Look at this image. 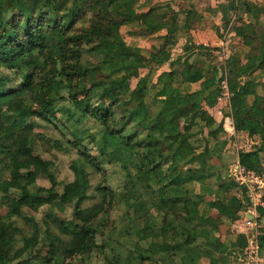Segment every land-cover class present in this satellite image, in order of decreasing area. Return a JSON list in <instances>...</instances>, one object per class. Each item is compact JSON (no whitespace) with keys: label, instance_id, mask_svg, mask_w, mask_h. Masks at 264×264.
<instances>
[{"label":"trees","instance_id":"1","mask_svg":"<svg viewBox=\"0 0 264 264\" xmlns=\"http://www.w3.org/2000/svg\"><path fill=\"white\" fill-rule=\"evenodd\" d=\"M140 1L0 0V193L8 209L0 214V264H75L68 258L84 262L94 251L107 264H188L195 257L224 263L216 233L223 218L232 221L243 204H227L224 196L222 217L204 216L197 186L240 188L247 200L248 189L234 170L213 163L216 152L207 140L201 148L191 141L183 119L189 126L203 121L219 138L223 124L214 127L205 107L221 104L223 118L232 115L238 133L259 138H254L258 146L253 140L244 144L240 166L264 172V117L252 113L264 114V95L250 104L247 85L230 82L264 66V0H220L223 32L234 45L233 24L240 21L239 38L247 48L228 62L230 101L220 99L226 71L218 60L220 47L190 40L176 58L170 51L180 27L189 28L197 12L184 6L176 11L168 3L142 11ZM126 25L134 27L125 33ZM162 30L167 33L148 55L125 35L147 37ZM200 51L217 54L213 68ZM164 63L168 68L157 76L161 87L153 92L152 74ZM203 79L207 83L200 89L183 88ZM152 94L161 105L156 112L147 101ZM90 119L95 124L89 125ZM36 126L44 132L35 133ZM39 139L76 153L69 164L72 180L53 196L55 162L26 152L35 150ZM40 178L51 188L39 185ZM55 204L70 205L71 216L50 212L48 220L36 218L41 207ZM113 210L121 211L122 224L104 231L100 215ZM258 212L262 221L264 207ZM16 218L33 225L34 232L25 234Z\"/></svg>","mask_w":264,"mask_h":264},{"label":"crops","instance_id":"2","mask_svg":"<svg viewBox=\"0 0 264 264\" xmlns=\"http://www.w3.org/2000/svg\"><path fill=\"white\" fill-rule=\"evenodd\" d=\"M254 1L262 2L261 0ZM159 3L171 4V7L176 11L184 6V8H192L197 12V16L191 21L192 25L189 28L184 26L180 27V29L174 36L175 43L169 46L173 58H176L178 55L184 53V46L190 40L198 45L203 44L207 46H216L217 42L221 40L220 34L221 32L224 33V20L223 14L220 9V0H141L138 4V9L145 11L148 10L151 6ZM186 14L187 12L185 11L182 14V19L185 18ZM245 20L248 21L247 17H245ZM133 27V25H126L122 30L126 33V31H131ZM166 33V30H162L159 33L147 37H137L131 36L129 34L125 35L129 44H131L132 46L140 47L144 54L148 55L152 49H154L159 43H161V41L163 40V36ZM232 34H234V32H232ZM167 68L168 64L164 63L158 66L157 69L153 72L151 77V81H153V92H156L161 87V84L157 83L158 74L161 70ZM211 72L213 71L211 70ZM230 82H239L242 85L246 84L249 92L248 101L250 104H252L257 96L264 95V66L252 72L250 75L242 77L241 80H236L234 77H232L230 78ZM206 83L207 81L203 79L202 81H199L197 83H184L182 85L183 88L189 91H195L205 86ZM152 97L153 94L149 98H147V101L149 102L151 100V103L149 102V106H151L153 112H156L161 108V105L159 103H155L151 99ZM223 103L225 104V102ZM226 106L229 108V112V110H231L230 103L226 104ZM220 107L221 104L219 103H216V105L213 107H205L207 109L206 117L210 120H215L214 127H217L221 123L223 124L224 133H221L219 138H213L211 133H209L208 128L205 126V123L201 120H197L194 125L189 126V121L187 118H185L183 119V126L185 129H189L190 132L193 133L191 141L198 147L201 148L202 146L206 145L208 141V145L210 146V148H212V150L216 152L212 160L214 164L218 165L222 171H225V168L228 167L230 168V171L233 172V170L237 168V166H240L239 152L243 149L244 144L249 140H253L252 144L258 146L259 142L255 139L259 138H250L246 133H238L235 129L234 119L232 115L227 114L223 118L222 112H220ZM252 113L257 119H262L264 117V114L260 111L253 110ZM226 139L228 140V142H225ZM262 160L264 167V153L262 154ZM254 172L260 175H264V172ZM197 192L200 193V209L201 213L204 216H212L214 218L222 217V208L220 206V202L221 198L224 196L228 198L227 204H234L236 206L243 204V208L239 210L237 216L232 221L228 220L227 218H223L225 222H223L224 224L222 225L221 229L216 233L221 237L222 244L224 245L225 249V252H223L222 254L224 263L221 264H243L246 249L248 248V244L251 240V235L237 230L233 223L236 220L243 219L245 215H248L247 209L250 199L247 200V198H245L240 188L233 187L225 191L220 187V185L217 184L213 186L198 185ZM259 231L260 236L258 240L260 244V264H264V237L262 238L263 228H260ZM189 263L210 264L209 259L205 257H195L194 261L191 262V260H189L188 264Z\"/></svg>","mask_w":264,"mask_h":264},{"label":"rangeland","instance_id":"3","mask_svg":"<svg viewBox=\"0 0 264 264\" xmlns=\"http://www.w3.org/2000/svg\"><path fill=\"white\" fill-rule=\"evenodd\" d=\"M235 28L237 29V32L235 30ZM242 30H244L243 25L240 23V21H236L233 24V31L235 32V34L232 36V40L235 39V44L232 45V43H230V37L228 36V33H224V38L222 37L223 40L227 41V45L230 47L228 49L220 47L221 51H220V55L218 56V60L221 61L222 63L226 64V69L227 72H229V60L231 55L237 53L240 55H244L247 52V48H245L242 45V41L239 38L240 37V33L242 32ZM226 45V44H225ZM224 45V46H225ZM234 46V47H233ZM200 55L205 56L206 59L211 60V62L208 64L210 66V68H213L214 65L217 62V57L215 55L214 52H202L200 51ZM15 65V64H14ZM151 103V100L149 101ZM18 105L19 107L24 110L26 109L27 103L22 100L19 99L18 100ZM38 105H36L33 110L37 109ZM62 112H58V115H61ZM40 122V121H39ZM89 125H93L95 124V122L93 121V119L88 120ZM35 133H39V132H44V128L43 126H36L34 129ZM88 133V132H84ZM54 134V133H53ZM86 136V135H84ZM35 150H27V153H30L31 155L33 153H41L44 157L51 159L52 161L55 162V173L57 175V182L58 184L54 186L53 189H50V193L53 196L55 194V190L57 191H62L65 182H68L70 180H72L73 178V174L69 168V164H70V160L73 156H76L75 151H60L57 149H53L49 143H47L44 139H39V143H36L34 145ZM35 151V152H34ZM97 178L98 176L95 175L92 178L93 183L97 182ZM38 184L44 187H48L51 188V182L48 179L45 178H40L38 179ZM2 198V194L0 193V214L6 215L8 212L7 206L4 205L1 201ZM91 202H88L86 204H89ZM50 212H53L54 214H56L57 216H71L72 214V208L70 205H64L62 207L61 204H55L52 207H50V205H44L43 207H41L37 213H36V218L41 221V219H45L48 220V214ZM121 211H117V210H113L112 212L106 213V214H102L100 215V222L98 223V226L106 231V230H110L112 229L115 224L116 225H121L122 222H120V217H121ZM51 223V222H49ZM16 224L18 226H20L23 230L25 234H32L35 230L33 225H29L25 222V220H23L22 218H16ZM51 228L52 230H54L55 232H58V229L56 227H54L53 224H51ZM20 237H22L23 233L18 234ZM22 245L21 242L18 243V246ZM68 260H71V262L75 263V264H107L106 263V259L104 257L103 254L98 253L97 251L92 252V255L90 258H87L84 262H82V258L79 256L74 257L73 259L68 258Z\"/></svg>","mask_w":264,"mask_h":264},{"label":"built area","instance_id":"4","mask_svg":"<svg viewBox=\"0 0 264 264\" xmlns=\"http://www.w3.org/2000/svg\"><path fill=\"white\" fill-rule=\"evenodd\" d=\"M226 44V45H225ZM225 45V46H224ZM218 47L223 48H230L227 45V41L221 39L217 42ZM221 88L222 94L220 95L221 100H229L231 98V91L229 87V75L227 70L225 71V76L221 80ZM233 175L235 179L242 185H245L248 189L249 194V204L247 213L243 219L236 220L234 222L235 228L237 230L243 231L244 233H248L251 236V240L248 244V248L246 249L245 259L243 264H260V257H259V236L262 224L259 220V212L258 207H264L263 201V192H264V175L257 174L254 171L245 170L241 166H237L234 169ZM252 216V217H251Z\"/></svg>","mask_w":264,"mask_h":264},{"label":"water","instance_id":"5","mask_svg":"<svg viewBox=\"0 0 264 264\" xmlns=\"http://www.w3.org/2000/svg\"><path fill=\"white\" fill-rule=\"evenodd\" d=\"M252 217V216H251ZM262 223H263V225H264V219H262Z\"/></svg>","mask_w":264,"mask_h":264}]
</instances>
